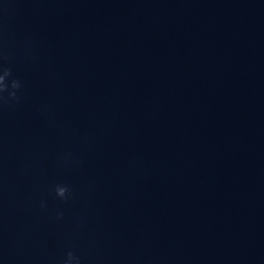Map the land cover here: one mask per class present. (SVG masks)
<instances>
[{"label": "water", "instance_id": "95a60500", "mask_svg": "<svg viewBox=\"0 0 264 264\" xmlns=\"http://www.w3.org/2000/svg\"><path fill=\"white\" fill-rule=\"evenodd\" d=\"M0 56V264H264V0H0Z\"/></svg>", "mask_w": 264, "mask_h": 264}, {"label": "clouds", "instance_id": "9594fccd", "mask_svg": "<svg viewBox=\"0 0 264 264\" xmlns=\"http://www.w3.org/2000/svg\"><path fill=\"white\" fill-rule=\"evenodd\" d=\"M4 59V57L0 56V104L7 103L8 101H18V93L23 88L22 82L13 77L12 69L5 66V63L3 62ZM52 190L55 198L61 202L66 203L72 199V189L68 184L57 183L53 186ZM39 207L41 209L46 208V202L41 200L39 202ZM63 215V211L58 210L56 212V219H62ZM61 264H82V262L78 255L73 251L68 250L63 257Z\"/></svg>", "mask_w": 264, "mask_h": 264}]
</instances>
